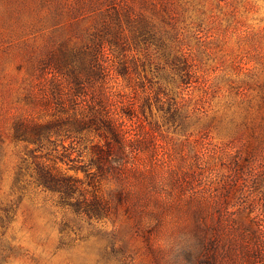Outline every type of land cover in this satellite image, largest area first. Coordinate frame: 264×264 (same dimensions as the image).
Returning <instances> with one entry per match:
<instances>
[{
    "label": "rangeland",
    "instance_id": "rangeland-1",
    "mask_svg": "<svg viewBox=\"0 0 264 264\" xmlns=\"http://www.w3.org/2000/svg\"><path fill=\"white\" fill-rule=\"evenodd\" d=\"M113 19L101 103L135 141L95 177L97 218L38 187L13 134L69 102L48 57L93 54ZM83 155L59 168L86 180ZM0 264H264V0H0Z\"/></svg>",
    "mask_w": 264,
    "mask_h": 264
},
{
    "label": "trees",
    "instance_id": "trees-1",
    "mask_svg": "<svg viewBox=\"0 0 264 264\" xmlns=\"http://www.w3.org/2000/svg\"><path fill=\"white\" fill-rule=\"evenodd\" d=\"M118 22L116 19L117 24ZM118 25L115 26L113 19L103 23L93 32L94 35L101 36L98 37L100 44L94 48L93 54L88 53L87 48L81 47L76 53L61 51L48 57L44 64L50 69L53 77L58 81L66 76L63 79L68 85L69 102L57 103L49 119L18 121L13 134L17 141L37 147L29 151L34 159L36 185L44 191L60 195L63 201L71 202L75 199V202L69 205L74 207L76 212L89 217L100 218L109 210V206L103 205L98 197V181L95 183V177H108L113 173L120 175L129 157L128 147L135 141L127 136L125 131V118L132 120L131 114L123 115L124 113L106 107V103H101L103 99L105 102L109 94L105 85L114 71L106 51H111L112 57L119 58L112 48L104 46V41L110 43L112 40H121L122 28ZM132 32L133 35H145L149 31L140 26L135 27ZM114 37L115 39H112ZM121 66L119 63L115 72ZM118 75L122 76L120 73ZM52 88L57 94L61 92L56 84L52 85ZM92 93H97V99L91 97ZM119 103L121 110L130 105ZM82 140L86 141L85 147L77 150V145ZM67 142L70 146L66 145ZM47 145L50 151L46 155H38V149H45ZM75 153L77 158L73 157ZM85 153L89 158L83 167L87 181L77 176L80 170L78 166L69 168L75 175L59 168V163L83 160ZM21 172L20 169L18 175H21Z\"/></svg>",
    "mask_w": 264,
    "mask_h": 264
}]
</instances>
